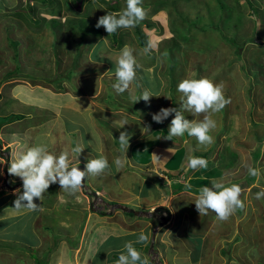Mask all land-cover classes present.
<instances>
[{
  "label": "rangeland",
  "instance_id": "1",
  "mask_svg": "<svg viewBox=\"0 0 264 264\" xmlns=\"http://www.w3.org/2000/svg\"><path fill=\"white\" fill-rule=\"evenodd\" d=\"M114 1L85 0L79 2V9L74 0H62L60 5L37 0H0L3 99L0 123H5L7 135L2 136L5 144L10 147L16 144L13 136L8 135L17 130L21 134L25 132L17 138L22 140L24 136L31 146L47 142L57 155L80 145L84 148L81 156H72L75 166H85L88 158L98 155L106 156L111 166L103 175L86 179L87 190L82 188L78 193L82 202L62 193L56 183L50 186L42 202L34 201L42 203L43 211L30 214L31 211L13 208L17 188L10 192L5 186L4 172L9 164L2 160L0 264H36L37 259L42 264H107L103 257L108 251L104 248L106 243L100 245L102 241L97 238L100 230H105L102 234L112 233L111 227L120 222L121 216L128 220L144 218L114 210L111 218L106 215L90 218L87 213L91 212V202L96 201L92 208L100 209L103 201L116 200L112 201L115 206L126 205L140 211L145 208L146 198L141 197L144 188L155 192L156 215L152 218L155 229L161 223L155 234V258L163 264H264V199L255 198L264 189V0H248L252 7L246 0H223L243 15L239 26L233 20H220L216 0H143L147 17L139 24V30L145 46L151 39L156 42L157 50L149 56H138L140 70L149 74L138 70L131 91L139 97L146 90L142 86L144 78L152 88L160 82L162 87L150 103L143 100L133 103L128 91L118 94L112 88L115 65L106 58L110 53H119L126 44L137 52L145 47L140 44L135 27L122 28L117 36H109L101 27V41L92 37L81 46L84 51L76 62L75 74L70 76L68 72L67 77L57 79L72 67L81 41L72 24L85 13L90 24H97L100 16L114 12L109 10ZM162 2L163 6L157 5ZM28 6L34 12H28ZM124 7L126 3L120 1L115 12ZM19 11L29 20H18L12 15ZM52 21L56 23L52 25ZM179 34L187 39L179 38ZM232 37L243 47L240 56L228 42ZM93 54L108 61H98ZM205 77L222 83L225 97L231 98V103L213 116L217 121V128L211 133L214 143L206 149L198 147L196 139L187 133L167 139L174 114L162 124L154 122L152 114L161 108L180 107L182 94L176 89L181 80ZM13 96L18 100H13ZM13 113L23 115L17 125L13 123ZM184 115L189 120L203 119V115L194 117L188 112ZM122 120L129 124L123 129L119 128ZM149 121L154 123L150 125ZM121 131L134 135L125 167L117 171L113 161L120 154ZM169 148H173L174 154ZM18 150L22 149L15 151ZM258 150L261 156L256 159L254 153ZM193 155L205 158L207 168L189 169L186 162ZM246 165L261 169V175L248 186L245 182L250 175ZM178 173L179 176L169 177ZM214 180L226 185H245L241 199L246 207L226 222L217 220L211 211L200 216L194 203L198 195L186 191L171 193V185L175 183L201 189L211 187ZM18 182L21 183L18 188L22 189L21 179L10 175L12 187ZM119 183L127 187V198ZM96 184L105 186L109 195L98 191L101 187L97 189ZM90 186H95L97 191ZM115 188L116 193H112ZM93 192L100 193L98 200L92 198ZM80 209H87L86 216ZM162 216H167L169 221L159 220ZM136 237L131 235L115 247L112 243L111 257L117 260L125 243L136 241ZM92 245L93 252L89 254ZM134 246L148 258L154 253L150 242L146 250Z\"/></svg>",
  "mask_w": 264,
  "mask_h": 264
},
{
  "label": "clouds",
  "instance_id": "2",
  "mask_svg": "<svg viewBox=\"0 0 264 264\" xmlns=\"http://www.w3.org/2000/svg\"><path fill=\"white\" fill-rule=\"evenodd\" d=\"M146 17L147 10L143 6V0H126V7L122 11L107 12L106 15L100 16L96 28L103 27L110 36L119 29L136 27ZM154 50H157V44L150 39L147 45L139 52L126 44L119 53H110L106 57L115 65V83L112 84V88L118 94L128 91L133 103H137L139 100L150 103L151 98L155 96L147 89L139 97L133 95L131 91V85L137 80V72L142 68L138 56H149ZM163 55L166 56L167 53L165 52ZM223 88L222 83L217 84L206 77L199 79L185 78L179 82L176 89L178 93L182 94L180 97V107L161 108L159 112L152 114V119L154 122L162 124L168 117L174 114V118L169 125L167 139L172 140V137H183L187 133L188 136L196 139L198 147L203 146L206 149L214 143V137L211 133L216 130L217 121L213 119V116L231 103V98L225 97ZM1 94L2 90L0 89V106L3 104ZM185 112L190 113L194 117L203 115V119L189 120L185 117ZM17 116L20 119L16 123L23 119L22 114ZM4 124L0 123V159H6L9 164V175L18 177L22 181V189L17 188L14 192L17 198L14 201L13 208L17 211H43L42 203L37 204L34 201L39 199L42 202L50 186L56 183L61 186L62 193L75 197L77 202H82L78 193L86 185V179L99 177L110 170L109 160L103 155L88 158L83 170L80 168L82 165H73L72 156L80 157L84 150L80 145L72 147L70 151L69 149H64L57 155L50 149L49 143L41 141L31 147L10 153V150H8L10 146L4 148V142L2 143L1 141L2 136L6 133ZM125 125L129 124L126 120H122L119 123V128L123 129ZM132 135L134 133L129 134L128 131L120 132L118 140L120 154L113 161L117 171L124 168L128 160L127 151ZM15 139L16 142L18 138L15 137ZM168 151L174 154L173 148H169ZM1 153H7L8 155H2ZM10 154L11 159L9 158ZM186 163L187 167L191 170L206 169L208 166V161L205 158L194 155L189 156ZM246 167L250 176L259 177L261 175V169L247 165ZM20 184L18 182L17 186H20ZM94 193L96 192L92 193L93 196ZM243 193L244 189L239 184L226 185L222 181L214 180L211 183V187L205 186L199 190V195L196 197L194 203L200 216L207 215L211 211L216 214L217 220L226 222L238 210H243L246 207L245 200L241 199ZM93 196V199L97 198L98 200L99 196ZM255 198L257 200L264 199V189L257 192ZM94 202L96 201L93 200L91 202V211L97 212L100 210L105 212L106 216H110L109 214H112L113 210L121 212L114 208L115 205H113L112 201H103L100 209L92 208ZM106 208L110 209L104 210ZM165 217L167 216H162L159 220H167L168 217ZM159 224L161 225V223ZM148 239V235L141 232L136 241L126 242L115 264H151L148 256L144 255L134 246V244H146ZM153 254L156 255L157 250ZM159 261L155 259V264L162 263V261L160 263Z\"/></svg>",
  "mask_w": 264,
  "mask_h": 264
},
{
  "label": "trees",
  "instance_id": "3",
  "mask_svg": "<svg viewBox=\"0 0 264 264\" xmlns=\"http://www.w3.org/2000/svg\"><path fill=\"white\" fill-rule=\"evenodd\" d=\"M29 1H31V0H29ZM37 1H40L43 4L55 3L56 5H60L61 3H59V2L62 1V0H37ZM83 1H85V0H83ZM83 1L74 0V2L76 4V7L79 8V6H81V4H79V2H82L83 3ZM120 1H123V2L126 3V0H115L113 3H111L112 5L109 6V10H113L114 12L117 11V7H118V4H119ZM246 1L248 2V4L251 5V3L248 0H246ZM216 2L218 4L216 13L217 12H220L221 13V14H219V15H221L220 16V20H225L226 22H230V21L233 20L236 23L237 26H239V24L242 23V21H243V15L242 14L237 13L236 11H234L233 10V7L231 6V8H230L227 5V3H224L223 0H216ZM158 3H160V1ZM157 5L163 6L164 5V2H162L161 4H157ZM153 6H155V2H153ZM250 7H252V5ZM79 9H81V8H79ZM27 10L30 13L31 12H34V8L33 7H30V6L27 7ZM228 11H230V12H228ZM12 15L15 18H17L18 20H23V19H28L29 20V18H27L26 15L23 12H21V11L16 12V13L13 12ZM86 17H88V15L85 13L79 19L76 20L75 24H72V30H73V32L78 31L80 33V39H81V41H80V43L77 44L76 52H75L76 55L74 57V63L72 65V67L69 70H67L66 74H62L59 78H57L58 80H61V79L65 78V77H67L68 72H70V76H73L75 74L76 69L78 70V66H77V63L76 62L79 59L80 55L84 51V50L81 49V46H83L86 43V40L88 41L92 37L93 38H96L97 37L98 39H100V41L102 39V35H103L102 29L101 28L97 29L96 28V23L95 24H90V22H89L90 20L87 19ZM31 21H34V20L32 19ZM55 23H56L55 21H52L51 22L52 25L55 24ZM35 24L38 25L39 24V20H37L35 22ZM135 28H136L135 33L138 36V39L140 41V44L144 47L145 46V39H144L143 34L139 30V25H137ZM216 28H217V26H216ZM119 31H120V29L116 33H114L113 35L114 36H117L118 33H119ZM17 36H20V34L17 33ZM178 37L181 38V39H185V40L187 39V36L186 35H182V34H179ZM224 38H226V37H224ZM228 40H229L228 42L231 43L236 48L237 55L240 56V52H241L240 50L243 49L242 45L239 44L236 41V39L233 38V37L232 38H229ZM249 41H253V39L250 38ZM114 43H118V42L116 40H114ZM95 48L96 47H94L93 52L95 51ZM117 48L120 49V48H122V46L119 44L117 46ZM100 56L97 57V56H95L93 54V57L95 59L97 58L98 61H101V60L102 61H108L107 59H103V58L101 59ZM142 71H145V70L142 69L139 72H142ZM145 72L147 74H149L148 71H145ZM16 73L19 74L18 69L16 70ZM138 82H139V85H140V80L137 81V83ZM157 84L158 85H156L155 88H152L151 86H149V83L146 80V78H144V81H143L142 86H143V88H146L147 90L151 91L153 93V95H156L157 93H159V91H160V89L162 87V85H161L160 82H157ZM153 123H154L153 121H149L148 122V124H150V125H152ZM260 156H261V154H260V151L259 150L254 153V157L256 159H258ZM179 175H180L179 173L176 174V175L174 174L173 176L171 174H169V177L170 178H173V177H176V176H179ZM255 180H256V177L250 176L249 178H247V180L245 182V185L248 186L249 184L254 183ZM245 185L244 186H241V187L242 188H245ZM161 186L164 187L163 184H161ZM171 187H172L171 193L174 194V195L180 194V193L185 192V191L186 192L193 193V194H196V195H199V190H200L199 188H195L194 186H190L189 187V185H185V184H182V183L172 184ZM7 197L9 199L11 196H7ZM130 215H132V214H130ZM11 247L12 246L9 245V248H11ZM26 251H28V250L26 249ZM36 264H42V263L39 261V259H37Z\"/></svg>",
  "mask_w": 264,
  "mask_h": 264
},
{
  "label": "crops",
  "instance_id": "4",
  "mask_svg": "<svg viewBox=\"0 0 264 264\" xmlns=\"http://www.w3.org/2000/svg\"><path fill=\"white\" fill-rule=\"evenodd\" d=\"M0 89H2V88H0ZM13 100H18L17 98H15L14 96H13ZM17 115H19V114H11V116L13 117V123L14 124H18V123H16L17 122V120L18 119H20L19 118V116H17ZM17 116V117H16ZM12 117H9V119H12ZM14 117H16L15 119H14ZM2 132H3V129H2ZM2 132H1V136H2ZM21 131H17L16 130V133H12L11 135H8V136H13V140H14V144H15V137H19L18 136V134L19 135H22L23 133H25V132H22V134L20 133ZM5 135H7V133H5ZM23 140V141H22ZM22 140L20 139V138H18L17 139V142H16V144L13 146V147H10L8 150H10L9 152L10 153H13V152H15V150H17V149H24V148H26L25 146L27 145V144H30V146H31V142L30 141H28V140H26L25 139V137L23 136L22 137ZM2 143L4 142V140H3V138H2ZM4 144V148H7V147H9V145L8 144H5V142L3 143ZM2 155H8L7 153H1ZM11 155V154H10ZM10 159H11V157H10ZM2 161V158L0 159V162ZM2 165V164H1ZM125 176H127V175H125ZM128 176H130L129 175V173H128ZM118 178V180L120 181L121 180V178L120 177H117ZM141 179V178H140ZM5 180V179H4ZM141 182H144V179L142 178V180H141ZM4 184H5V181H4ZM119 186V188L121 189V190H123V191H125V194H126V198L128 197V195L127 194H129V193H127L126 192V186H124V185H122L121 183H119L118 184ZM5 186H6V184H5ZM18 187H20V186H16V187H9L8 188V190L10 191V192H12L13 190H15L16 188H18ZM91 187V186H90ZM92 187H94V188H92ZM91 187V189H94L95 191H97V189L98 188H100L101 187V185H99V184H96V188L97 189H95V186H92ZM110 188L111 187H115V186H109ZM105 188V186L104 187H101L100 189H98V191L99 190H101V192H104V195L105 196H107V195H109L108 193H107V190L106 189H104ZM104 189V190H103ZM107 189H109V188H107ZM116 189L117 188H115V189H112L111 190V192L112 193H116ZM145 189V188H144ZM142 190L141 191V197H143V198H146V199H144V207L145 208H142V209H139L140 211H152V210H154L155 209V192H154V190H152V189H150V191L148 190V189H145V190ZM132 194V193H131ZM104 195H102V196H104ZM135 197V196H134ZM112 201H116V200H112ZM67 203H69V201H66ZM132 203V202H131ZM70 204V203H69ZM133 204V203H132ZM127 205H129V204H127ZM59 207V206H58ZM133 207V206H132ZM73 208H74V205H73ZM78 208V207H77ZM133 208H135V207H133ZM81 210V209H80ZM86 210L87 209H84L83 211L81 210V212L83 213V215L85 214V216H86ZM22 211V210H21ZM37 211H35V212H28V213H36ZM116 212H118V211H116ZM38 213V212H37ZM112 213H114V212H112ZM120 213V212H119ZM87 215L90 217V215H91V217L90 218H92V217H99L97 214H94L92 211L91 212H89V213H87ZM110 216H107L108 218H111V214H109ZM100 218V217H99ZM121 220H120V222L119 223H116V225L115 226H112L111 227V229L112 230H114L112 233H110V232H107V234H102L104 231H102V230H100V233H98L97 234V238H98V240H100V241H102V243L100 244V245H102L104 242L106 243L105 244V249H107L108 251L107 252H104L103 253V257L105 258V261L107 262V264H111L112 262L114 263V261L116 260V258H113V257H111V249H109V246H111L112 245V243H115L114 244V247L116 246V245H118V244H120V243H122V241L125 239V238H128L129 236H131V235H137V237H136V240H137V238H138V236H139V234L141 233V232H144L146 235H148V237H149V239H148V241H147V243L146 244H136L138 247H139V249H141V250H146V247H147V245L149 244V242H150V244L152 245L151 247H152V249L151 250H153V252H155V239H156V237H155V234H157L156 232H158L160 229H161V226H160V224H158V226L156 227V229H155V219H148V218H144V220H135V219H132V220H128L129 218H126V216H121ZM137 218H142V217H137ZM125 219V220H124ZM137 225L138 226H140V228L139 227H137ZM48 229V228H47ZM104 229H107V228H104ZM82 235V234H81ZM109 235V236H108ZM94 236V235H93ZM133 241V240H132ZM134 242V241H133ZM93 246L94 245H92L91 246V248H90V252H89V254L91 253V252H93ZM101 247V246H100ZM150 247V246H149ZM97 251V250H96ZM154 255V256H153ZM97 258V257H96ZM155 254H153L152 253V255L150 254V256H149V260H150V262H151V264H155ZM108 260V261H107Z\"/></svg>",
  "mask_w": 264,
  "mask_h": 264
},
{
  "label": "water",
  "instance_id": "5",
  "mask_svg": "<svg viewBox=\"0 0 264 264\" xmlns=\"http://www.w3.org/2000/svg\"><path fill=\"white\" fill-rule=\"evenodd\" d=\"M80 168L83 170L84 169V167L83 166H80ZM94 196H96L95 194H94ZM116 210H119V211H121V212H125V213H129V214H133V215H135V216H137V217H142V216H146V218H150V216H152L153 218H155V215H156V213L155 212H153L151 215L148 213V212H142V211H137V210H134V209H132V208H128V207H126V206H121V205H118V206H115L114 207ZM156 211V210H155ZM160 212V211H159ZM165 222H167V220L166 219H163ZM161 226V225H160ZM159 263H160V261H159Z\"/></svg>",
  "mask_w": 264,
  "mask_h": 264
},
{
  "label": "bare ground",
  "instance_id": "6",
  "mask_svg": "<svg viewBox=\"0 0 264 264\" xmlns=\"http://www.w3.org/2000/svg\"><path fill=\"white\" fill-rule=\"evenodd\" d=\"M84 167V166H83ZM4 175H5V184H6V186L7 187H10L11 185H10V183H9V181H7L9 178H10V175H9V173H8V169L6 168L5 169V172H4ZM84 188L87 190V188H86V186H84ZM96 196H99L100 195V193L98 192H96V193H94ZM107 209H110V208H106V209H104V210H107ZM145 212H148L150 215L153 213V212H155V210L154 211H145ZM150 217H152V216H150ZM142 218H146V216H142Z\"/></svg>",
  "mask_w": 264,
  "mask_h": 264
},
{
  "label": "flooded vegetation",
  "instance_id": "7",
  "mask_svg": "<svg viewBox=\"0 0 264 264\" xmlns=\"http://www.w3.org/2000/svg\"><path fill=\"white\" fill-rule=\"evenodd\" d=\"M154 211V210H153ZM92 212L94 213V214H97L98 216H100L101 218L104 216V215H106V213L105 212H103V211H93L92 210ZM151 218H153V217H151Z\"/></svg>",
  "mask_w": 264,
  "mask_h": 264
}]
</instances>
